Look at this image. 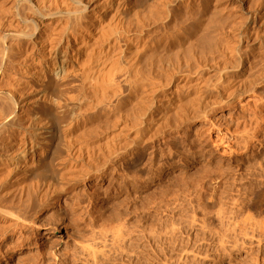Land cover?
I'll return each mask as SVG.
<instances>
[{
    "label": "bare ground",
    "instance_id": "obj_1",
    "mask_svg": "<svg viewBox=\"0 0 264 264\" xmlns=\"http://www.w3.org/2000/svg\"><path fill=\"white\" fill-rule=\"evenodd\" d=\"M263 79L264 0H0V236L91 178L71 210L135 184L141 217L144 149Z\"/></svg>",
    "mask_w": 264,
    "mask_h": 264
},
{
    "label": "rangeland",
    "instance_id": "obj_2",
    "mask_svg": "<svg viewBox=\"0 0 264 264\" xmlns=\"http://www.w3.org/2000/svg\"><path fill=\"white\" fill-rule=\"evenodd\" d=\"M255 91L144 149L142 219L135 184L106 198L101 183L102 194L71 210L76 193L99 187L91 178L0 236V264H264V79ZM130 168L118 172L131 179ZM122 195L119 231L110 218ZM242 207L254 223L244 225Z\"/></svg>",
    "mask_w": 264,
    "mask_h": 264
}]
</instances>
